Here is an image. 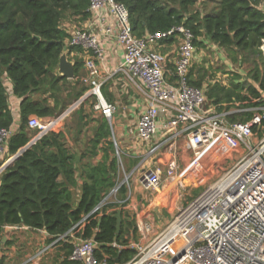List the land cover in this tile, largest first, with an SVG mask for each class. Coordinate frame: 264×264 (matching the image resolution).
<instances>
[{
  "label": "trees",
  "instance_id": "1",
  "mask_svg": "<svg viewBox=\"0 0 264 264\" xmlns=\"http://www.w3.org/2000/svg\"><path fill=\"white\" fill-rule=\"evenodd\" d=\"M114 1L128 10L133 33L138 38L183 26L193 34L196 52L216 47L226 52L232 63L240 67L249 64L245 82H235L234 79H239L235 77L227 86L209 85L206 97L210 105L239 102L241 108L250 109L263 104L260 101L264 93V60L260 52L264 41L262 0ZM210 3L214 7L205 12V4ZM90 5V0H0V128L10 129L13 124L7 82L12 94L21 100V124L7 143L10 156L36 135L28 128L30 117L58 118L89 90L82 82L86 75V71L83 73L86 55L82 49L68 48L67 56L75 63L74 80L59 76L57 71L71 39L67 25L80 27L86 23L90 19ZM175 42L178 43L172 38L163 44ZM192 68L189 84L200 89L203 77L194 80ZM104 93L103 90V96ZM95 102L96 97L88 98L69 116L75 119V127H70L66 119L62 128L43 136L0 174V234L5 227H27L47 232L52 242L90 215L83 237L97 242V260L126 264L136 254L127 246L130 238L137 237V228H130L131 223L126 225L122 215L117 233L119 203L107 204L93 213L118 186L119 163L109 141L111 132L106 118L102 116L85 147L74 149L68 143L70 132L80 140L89 121L85 107L94 113ZM252 116V112L237 113L230 121L246 123ZM103 140L106 141L103 161L94 166L89 158L98 154L96 149ZM87 156L89 163L80 164ZM77 173L83 183L75 200L71 187L78 185ZM126 193L125 186L118 191L121 197ZM65 249L68 251L65 256L69 257L72 246L65 245Z\"/></svg>",
  "mask_w": 264,
  "mask_h": 264
},
{
  "label": "built area",
  "instance_id": "2",
  "mask_svg": "<svg viewBox=\"0 0 264 264\" xmlns=\"http://www.w3.org/2000/svg\"><path fill=\"white\" fill-rule=\"evenodd\" d=\"M90 1L87 25H74L68 30L71 39L64 52L67 54L68 48L84 51L86 75L82 82L89 89L85 95L97 99L92 105L95 114L111 120L116 113V107L102 95L104 80L100 78L98 66V62L104 60L103 45L108 41L123 51L120 68L149 91V101L138 117L136 127L130 131L131 137L149 143L162 133L164 140H159L152 152L168 145L172 154H177V144L184 140L187 150H191L196 158L213 148L219 140L232 139V145L238 142L246 146L242 157L197 198L178 209L172 221L153 238L152 225L140 217L138 230L142 239L127 246L136 254L126 264H264V93L260 98L263 105L255 109L257 114L251 122H230L228 117L232 114L214 112L207 106L205 92L189 84L190 70L196 60L194 36L189 29L181 26L138 38L123 5L114 0ZM260 9L264 13V0ZM172 38L178 41V48L174 81L170 82L163 58L153 49ZM260 52L264 60V41ZM241 74L247 77L244 71ZM8 85L9 95L12 89ZM60 117L48 120L31 117L28 128L36 132L32 140L38 141L55 130L66 116ZM257 125L263 126V134L253 143V127ZM14 133L11 128H0V160L5 156L8 140ZM179 169L178 162L173 159L167 163L164 174L158 170H146L141 177L142 187L146 192L156 194L163 184L173 181L182 189ZM183 196L178 194V201ZM89 216L75 224L67 234L43 247L27 264L41 259L58 243L68 240H74L69 261L106 264L105 260L99 262L96 258L97 242L83 237ZM12 228L42 232L50 238L43 230Z\"/></svg>",
  "mask_w": 264,
  "mask_h": 264
},
{
  "label": "crops",
  "instance_id": "3",
  "mask_svg": "<svg viewBox=\"0 0 264 264\" xmlns=\"http://www.w3.org/2000/svg\"><path fill=\"white\" fill-rule=\"evenodd\" d=\"M81 25L86 26L87 24L85 25V23H83ZM103 47L105 49L104 60L98 62L100 78L101 80H104L102 93L104 90V99L116 107V113L114 114L113 118L111 120H105L107 121L110 128L111 136L109 138V141H111L114 145L115 157L118 159L119 167L121 164L124 169L126 168L130 171L134 168L132 170L133 173L140 166L142 168L141 170H139L140 173H142L141 177L146 170L150 169L158 170L160 173L164 174L167 163L170 160L175 159L179 164V174L182 177L181 179H187L194 172L199 163H202L204 166L208 167L209 165L206 164L209 162V159L212 160L213 154L215 153L223 154L224 159L226 161L230 160L229 162L224 163L226 165L223 164L220 166V170L222 173L228 170L232 166V164L236 162V160H238L245 154L246 148L244 151H241L239 149V144L241 143L237 142L235 145H232V139H224L219 140L217 144L213 146V148L204 151L203 155L199 158H201L202 160L207 159V161L201 162L202 160H199V158H196L195 156H193V159L190 158L189 153L192 151L187 150L184 140H180L178 142L177 154H172L168 151V145H163L162 148L158 151L152 152V150L158 144V141L161 139L164 140V136L162 133L158 134V136L155 137L149 143H145L131 137L130 131L136 127L137 119L140 114L145 110L147 102L149 101V91L140 81L132 79V77L127 72L120 68L123 63V51L120 47L108 41L104 43ZM176 50L177 47L175 44L166 45L163 43L155 45L153 49L156 55H159L161 58H163V62L167 69V79L170 82L174 81L173 73L175 71V65L177 61ZM223 64H229L228 68L230 73L233 74L237 71L233 63H229L228 60H223ZM238 69L239 73L237 75L231 76H235L239 79H234V77L229 82H227L225 79H214L215 81L212 80L208 84H203L200 89H202L206 94L209 85L212 86L218 83L219 85L227 86L231 83L233 79L235 82H245L247 80V77L245 78L241 74V72L244 71L245 73H247V68L240 67V65L238 64ZM85 71L86 69L83 68V73H85ZM9 105L13 118V124L11 126V129L16 133L19 130L21 124V100L15 97L13 94H9ZM262 105H260V107ZM207 106L212 108V110L216 113L226 112L232 114L228 117L229 121L230 117H232L234 114L252 112V119L246 123L251 122L255 118L257 114V112H255V109L259 107L258 106L255 108L244 109L241 108V103L239 102H232L230 104L214 106L210 105L208 101ZM70 114L67 115L62 121H60L57 128L63 127V122L68 119ZM102 118L103 117L101 115H98L97 119L94 118L93 121H88V127L80 136L81 138L79 141L73 138L75 137L74 132H70V136L68 138V143L70 147H73L74 149H80L81 147H85L86 143H89V138H92L93 132ZM70 127L73 126L70 125ZM88 129H90V132L87 131ZM262 131L263 126L261 125L253 127V134L255 137V140L253 139L252 141L253 143L256 142V139L260 137V134H263ZM165 136L168 137V135ZM105 148L106 141L103 140L100 142L96 149V152L98 154L92 158H89L91 164L95 166L98 165L101 161H103ZM119 153L123 156L120 157ZM10 157L11 156L7 153L6 147L5 156L2 160H0V162L3 163L2 165H4ZM88 157L89 156L82 159V162H80V164L89 163ZM77 158L79 159V157ZM80 164L78 166H80ZM128 177V180L131 183V187L129 188L128 186H126L124 182L118 184V186L114 188H118L117 192H111L105 198V200L111 197L113 194L116 195V200L120 204L119 208H122V215H124L126 225L131 223V219L128 217L126 212L127 208L130 209V207H133L134 210H140V217L146 223L151 224L153 230L155 229V224H157V222H165L167 216L169 220L165 225H168L174 218L178 209V204L176 203L177 200H175L176 196H178V186H176V183L172 181L168 182L167 184H163L160 192L156 194L150 193V196H147L141 194L138 185H134V187H132L135 181L134 183L131 181L133 178L131 174ZM76 178L78 185L76 187H71L72 192L75 194V200L80 195V186L83 183L81 179H78V173ZM122 186H125L127 189V193L124 195V197H121V195L118 194V191ZM187 204L185 203V206ZM158 232L160 231L155 232L154 230V233L151 235V237L153 238L154 235ZM141 239L142 238H140V240ZM73 242L74 240H68V242L62 241L61 243H58L46 256L42 257L41 259H37L31 262L30 264H83L82 262H71L68 260V257L65 256L68 253L67 249H65V245L72 246L73 249ZM50 243V238H46V236L43 235L42 232H31L12 227H5L3 228V231L0 234V264H27V262L32 257H34L43 247L49 245Z\"/></svg>",
  "mask_w": 264,
  "mask_h": 264
},
{
  "label": "rangeland",
  "instance_id": "4",
  "mask_svg": "<svg viewBox=\"0 0 264 264\" xmlns=\"http://www.w3.org/2000/svg\"><path fill=\"white\" fill-rule=\"evenodd\" d=\"M199 7H201V5ZM205 7L206 8L204 9V11L206 12V11L212 9L214 6L212 5V3H210L207 5L205 4ZM71 27H74V24L73 25H67L68 30ZM175 45L178 48V43L175 42ZM223 60H228V62L232 64V62L229 60V58L227 56V53L224 52L223 50L221 51L220 49L215 50V49L209 48L207 50H201V51L196 52V60L194 62L193 68H192V75H193L194 80H199L201 77H203L202 82L204 85L208 84L210 81H212L214 79L218 80V78H220L222 80L225 79L227 82H229L232 78L235 77V76L232 77L231 75H237L239 73L238 64L233 63V65L237 69V71L232 74L229 72V68H228L229 64H227V65L223 64ZM244 66L246 68H248L249 64L246 63ZM218 76H220V77H218ZM73 103H75V102H73ZM73 103L71 104V106L73 105ZM79 107H80V105L75 110L79 109ZM85 113H86V115H88L89 121H93L94 118L97 119V117H98L97 114L91 112V110L89 109L88 106L85 107ZM68 121H69V125L75 127V124H74L75 119L68 117L67 122ZM87 131L90 132V129H88ZM260 137H262L261 134H260ZM245 148L246 147L243 144H239V149L241 151H244ZM189 155H190V158L193 159V156H194L193 152H190ZM119 156L122 157L123 155L122 154L120 155V153H119ZM199 160H202V159L199 158ZM206 161H207V159L202 160L201 162H206ZM229 161H226L224 159L223 154H216L215 153V154H213L212 160L209 159V162L206 164V165H209L208 167L204 166L202 163H199L197 165V168L190 175V177H188L187 179L183 178L182 184H183L184 188L179 189V186L177 188L178 194L184 195L182 200H181L182 202L181 201L178 202V200H179L178 196H176V198H175V200H177V202L176 201L175 202L178 204V209L183 208L185 206V203L187 204V203L192 202L195 198H197L202 193V191L204 189H206L210 185L214 184L216 182V180L218 179V177L222 174V172L220 170V168H221L220 166L226 162H229ZM224 165H226V164H224ZM119 169L120 170H119V176H118V184H121L124 182L126 184V186H128L130 188L131 183L128 180L129 179L128 176L131 174L133 176L131 181L133 183L135 181V183L132 185V187H134V185H136V186L138 185V188L140 189L141 194L150 196V193L146 192L144 190V188L142 187V184L140 183V177L142 174L139 171L142 169L140 166L133 173H132V170L134 168L130 171V170H127L126 168L124 169L121 164H120ZM125 170H126V172H125ZM116 198H117L116 195L113 194L111 197H109L108 199H106L104 201L103 206H105L107 204H116V203L118 204V201L116 200ZM117 211H118V208H117ZM126 212H127L128 217L131 219L130 228L136 227L138 230V221L140 219V210H138V209L134 210L133 207H130V209L127 208ZM168 220H169V218L167 216L165 222H157V224H155V229H154L155 232L161 231L160 229H162V228L164 229V227L166 226L165 224L167 223ZM137 233H138L137 237L134 239L130 238V242L139 243L141 235H140L139 231H137Z\"/></svg>",
  "mask_w": 264,
  "mask_h": 264
},
{
  "label": "water",
  "instance_id": "5",
  "mask_svg": "<svg viewBox=\"0 0 264 264\" xmlns=\"http://www.w3.org/2000/svg\"><path fill=\"white\" fill-rule=\"evenodd\" d=\"M74 70H75V63L70 61L67 54L64 52L61 55L60 60H59V66H58V71H57L58 75L64 78H67L68 80H74L75 78ZM87 99H88V96L84 95L80 100L73 103V105L69 109H67L61 115L60 118H63L69 115L70 113H72L79 105L84 103ZM36 142H37V139L32 140L30 143H28V145H26L24 148L19 150L17 154L10 157L9 160L0 167V174H2L5 170L11 168L15 164V162L18 161L21 158V156L27 150H29ZM116 219H117L116 229H117V233H119L121 229V224H122V208L118 209Z\"/></svg>",
  "mask_w": 264,
  "mask_h": 264
}]
</instances>
